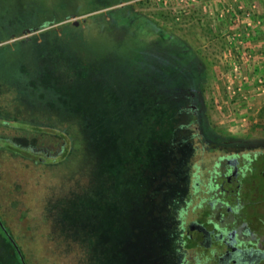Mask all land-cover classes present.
Listing matches in <instances>:
<instances>
[{
	"label": "rangeland",
	"instance_id": "obj_1",
	"mask_svg": "<svg viewBox=\"0 0 264 264\" xmlns=\"http://www.w3.org/2000/svg\"><path fill=\"white\" fill-rule=\"evenodd\" d=\"M104 1L0 0V137L37 159L0 147V220L25 264H197L201 252L179 245L177 233L198 200L208 205L222 189L215 173L222 165L213 164L230 148L214 144L240 143L236 151L250 158L264 154V96H253L251 108L229 101L222 74L231 63L210 17L223 10L228 21L256 3L122 0L113 7L128 5L140 17L125 27ZM169 35L203 74L196 86L201 122L182 128L190 118L182 115L164 146L170 152L152 168L146 164L159 146L150 138H166L168 121L153 112L162 90L154 89L160 102L152 105L140 77L176 57L177 42L163 44ZM220 105L248 123L230 127ZM16 120L43 131L1 124ZM195 130L201 138H192ZM257 175L253 185L264 200ZM4 237L0 264L11 259Z\"/></svg>",
	"mask_w": 264,
	"mask_h": 264
},
{
	"label": "flooded vegetation",
	"instance_id": "obj_2",
	"mask_svg": "<svg viewBox=\"0 0 264 264\" xmlns=\"http://www.w3.org/2000/svg\"><path fill=\"white\" fill-rule=\"evenodd\" d=\"M200 104L197 88H194L179 114V117L190 118L180 127L191 130L190 123L201 122ZM195 131L198 134L193 133L192 138H201L202 132ZM220 144L218 141L214 145L230 148L229 153L221 155L213 164L215 168L222 165V172L215 170L222 189L218 191L219 196L208 200V205L198 200L193 208L194 218L177 233L179 245L201 252L195 259L197 264H264V212H261L264 200L253 185L257 173L264 180V154L256 152L250 158L249 154L236 151L242 146L240 143ZM190 149H194L193 145ZM244 195H247L246 202L240 200ZM189 243L192 245H187Z\"/></svg>",
	"mask_w": 264,
	"mask_h": 264
},
{
	"label": "trees",
	"instance_id": "obj_3",
	"mask_svg": "<svg viewBox=\"0 0 264 264\" xmlns=\"http://www.w3.org/2000/svg\"><path fill=\"white\" fill-rule=\"evenodd\" d=\"M121 1L122 0L104 1V7H107L106 11L108 13V16L113 18L117 23H123L125 27H131L139 24L140 17L138 15H135L134 13L130 16V9L128 5H124L121 7H113ZM119 9L120 12L116 13L115 11H119ZM144 21L148 23L146 19H144ZM165 39L167 42L163 43L164 45L167 43L176 42L179 45V47H176L179 50V52L176 54V57H172L165 64H159L157 67L154 68L152 73L149 72L150 69L148 68L145 76L140 77V80L142 81V83H144L143 87L145 86L144 90L146 91V98L148 99L150 95L152 98L154 97L152 105L159 104L160 102V99L155 100V90L157 89V87H159V91L162 90V96H160L162 103L160 106L156 105L157 108L154 109L153 112L156 115L155 118H158V121L161 119L165 120V118L168 121V125L165 127V133L167 134L166 138L160 139L157 138L154 134L152 138H150L149 143L152 145V147L159 146L158 148L155 147L156 151L154 150L155 154L152 157V160L155 159V161L151 160L150 163L146 164V166L148 165L152 168L159 165V162H162L164 158H166V156L168 155V152H170L167 151L165 147L167 143L169 145L174 139L177 130V124L180 120L179 114L183 112L182 107L185 103L186 98L188 97L189 92L193 91V89L196 88L197 82L203 75L202 73L197 72L196 63L194 62L193 56L190 51L183 46V44L178 43V40L175 37H171V35H169ZM158 108H160V110ZM2 123L5 126L12 127L14 129H18L20 127L21 130L30 129L35 133L43 131L39 126H32L30 128L27 123L21 122L19 120H16L13 123L1 122V124ZM19 124H21V126ZM157 129L158 127L156 124V126L153 127V131ZM7 138L8 137L6 136L0 137L1 148L9 151L12 155H16L23 159L37 162L36 154H34L30 149H23L22 146L16 145L13 142L8 141ZM63 224L64 230L69 227V225H67L65 222H63ZM63 229H60V231H63ZM0 233L3 237L6 236L1 227ZM4 239L7 241V243H9L8 250L11 252V259H8V264H22L20 256L13 244L9 241L8 238L4 237ZM187 245L191 246L192 244L189 243ZM5 258H9V256L6 255Z\"/></svg>",
	"mask_w": 264,
	"mask_h": 264
},
{
	"label": "built area",
	"instance_id": "obj_4",
	"mask_svg": "<svg viewBox=\"0 0 264 264\" xmlns=\"http://www.w3.org/2000/svg\"><path fill=\"white\" fill-rule=\"evenodd\" d=\"M254 7L252 5L251 8ZM210 18H212L211 28L223 36L224 57L228 58L231 63V70L222 74L226 80L225 92L228 99L235 105L242 103L245 107L251 108L253 96H264V71H262L264 68V39L260 43L252 44L247 37L249 38L250 32L261 22L254 18L252 10L238 14L228 21L226 11L223 10L217 14L211 13ZM221 21H226L223 28L218 24ZM240 24L244 25V31L240 30ZM223 109L220 105L219 112L230 127H242L248 123V117L245 114L240 113L238 119ZM234 109L240 111L238 107Z\"/></svg>",
	"mask_w": 264,
	"mask_h": 264
},
{
	"label": "crops",
	"instance_id": "obj_5",
	"mask_svg": "<svg viewBox=\"0 0 264 264\" xmlns=\"http://www.w3.org/2000/svg\"><path fill=\"white\" fill-rule=\"evenodd\" d=\"M254 1L256 3L255 9H251V8L249 9L253 11V16L255 18H258L261 24L250 32L249 38L247 37V40L252 42V44L260 43L264 39V0H254ZM240 2H243L244 4L249 3L248 0H240ZM240 30L242 31L245 30L243 24H240ZM262 71H264V68L262 69Z\"/></svg>",
	"mask_w": 264,
	"mask_h": 264
},
{
	"label": "water",
	"instance_id": "obj_6",
	"mask_svg": "<svg viewBox=\"0 0 264 264\" xmlns=\"http://www.w3.org/2000/svg\"><path fill=\"white\" fill-rule=\"evenodd\" d=\"M74 21H75V22H78L77 20H74ZM0 226H1L2 230L6 233L7 237L9 238V240H10V241L12 242V244L14 245L16 251L18 252V254H19V256H20V259H21V261H22V264H25V262H24V260H23V257H22V255H21V252H20L18 246L16 245V243L14 242V240L11 238V236L7 233L6 228L3 226L1 220H0Z\"/></svg>",
	"mask_w": 264,
	"mask_h": 264
}]
</instances>
